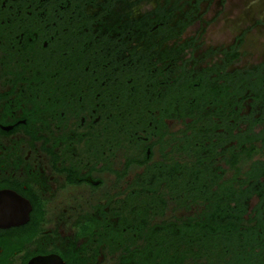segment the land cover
Wrapping results in <instances>:
<instances>
[{"label":"flooded vegetation","instance_id":"1","mask_svg":"<svg viewBox=\"0 0 264 264\" xmlns=\"http://www.w3.org/2000/svg\"><path fill=\"white\" fill-rule=\"evenodd\" d=\"M225 1L0 0V264H222L209 213L264 264V61L212 42Z\"/></svg>","mask_w":264,"mask_h":264},{"label":"trees","instance_id":"2","mask_svg":"<svg viewBox=\"0 0 264 264\" xmlns=\"http://www.w3.org/2000/svg\"><path fill=\"white\" fill-rule=\"evenodd\" d=\"M255 93H264V73L261 72V70L255 71ZM243 137L240 136V139ZM245 139L240 140V146H239V164H238V175L239 180L237 182V192H263L264 190V182L260 181V179H251L249 178V174L252 172L250 170V166L248 164V159L252 158L257 152L252 149L250 146L249 148L243 147L244 144H246ZM251 145V144H249ZM234 167V166H233ZM255 168H258L257 165H255ZM231 181H227L222 183L220 185V189H222V192H230ZM217 183V182H216ZM213 186L207 184V187L203 189V192H211ZM198 192L200 191V188H196ZM195 189V190H196ZM205 196V195H204ZM207 196V195H206ZM209 213L207 216V219L205 221L206 226L201 225H192L191 232L192 236L197 235L196 231H199L202 228H205L207 239L206 243L201 245V243L198 244L205 248L206 252L209 254H213V258L221 259L222 264H238L243 262V258L240 253H255L256 249L259 247H263V245L255 241L256 239H253L252 242L248 241V238L245 237L244 242L241 240L235 239V237L230 236L229 234H226L225 230L230 229V226H222L223 228L219 227L216 229H211L210 227H218L220 225L216 220L210 216ZM212 215L216 216L215 213H212ZM228 227V228H226ZM214 230V231H212ZM196 233V234H195ZM195 234V235H194ZM191 236V237H192ZM197 242V241H196ZM190 244H195L194 241H191ZM193 247V245H192ZM259 256H262L264 254V249L260 252Z\"/></svg>","mask_w":264,"mask_h":264},{"label":"rangeland","instance_id":"3","mask_svg":"<svg viewBox=\"0 0 264 264\" xmlns=\"http://www.w3.org/2000/svg\"><path fill=\"white\" fill-rule=\"evenodd\" d=\"M225 2V8L222 9L224 13L220 20L210 27V34H214L217 38L212 42L216 45L224 44L247 26H253L247 37L244 49L246 57L242 63L244 65L263 62L264 0H226Z\"/></svg>","mask_w":264,"mask_h":264},{"label":"snow or ice","instance_id":"4","mask_svg":"<svg viewBox=\"0 0 264 264\" xmlns=\"http://www.w3.org/2000/svg\"><path fill=\"white\" fill-rule=\"evenodd\" d=\"M102 2H103V0H101V3H98L96 6L97 7H102ZM92 14L95 15V12H93Z\"/></svg>","mask_w":264,"mask_h":264}]
</instances>
